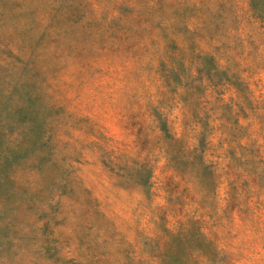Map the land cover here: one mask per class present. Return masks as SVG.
<instances>
[{"label": "rangeland", "instance_id": "obj_1", "mask_svg": "<svg viewBox=\"0 0 264 264\" xmlns=\"http://www.w3.org/2000/svg\"><path fill=\"white\" fill-rule=\"evenodd\" d=\"M0 264H264V0H0Z\"/></svg>", "mask_w": 264, "mask_h": 264}]
</instances>
